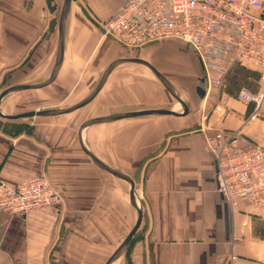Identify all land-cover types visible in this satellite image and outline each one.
Segmentation results:
<instances>
[{
  "label": "crops",
  "instance_id": "1",
  "mask_svg": "<svg viewBox=\"0 0 264 264\" xmlns=\"http://www.w3.org/2000/svg\"><path fill=\"white\" fill-rule=\"evenodd\" d=\"M125 1L72 0L55 79L40 89L7 94L0 102L1 113L53 109L60 102L47 106L53 93L61 94V101L76 103L114 60H146L101 35L99 23ZM62 4L63 0H0V92L47 79L54 65ZM167 42L170 48L187 50L178 41ZM164 43L156 45L162 48ZM160 61L169 65L164 58ZM126 64L132 63L115 67L96 97L78 110L94 108L89 109L93 118L106 115L103 110L108 109H170L171 103L156 104L157 92L145 93L144 83L123 70ZM240 87L258 92L263 84L257 80L255 85L236 87L226 77L218 92H207L199 104L191 101L189 109L195 105V115L142 116L85 129L88 150L133 179L142 209L137 236L119 259L121 264L125 259L127 264H264V209L238 200L227 209L226 227L225 204L216 191V169L205 140L212 131L237 130L264 149V116L251 118L253 104L236 98ZM213 97L221 104L210 105ZM138 103L144 106L129 108ZM66 115L0 117V180L13 187L44 174L63 199L59 211L44 207L24 216L0 211V264H103L135 222L128 185L96 167L81 151L78 128L73 129L78 119H60ZM152 117L161 121L142 122ZM110 125L116 127H106Z\"/></svg>",
  "mask_w": 264,
  "mask_h": 264
},
{
  "label": "built area",
  "instance_id": "2",
  "mask_svg": "<svg viewBox=\"0 0 264 264\" xmlns=\"http://www.w3.org/2000/svg\"><path fill=\"white\" fill-rule=\"evenodd\" d=\"M102 37L128 50L182 43L196 58L206 93L218 92L235 65L259 73L262 90L240 88L236 98L253 104L251 118L264 116V0H126L99 23ZM206 143L216 169V191L231 209L243 200L264 209V150L237 130L213 131ZM63 199L44 174L9 187L0 180V211L24 216L61 209Z\"/></svg>",
  "mask_w": 264,
  "mask_h": 264
},
{
  "label": "water",
  "instance_id": "3",
  "mask_svg": "<svg viewBox=\"0 0 264 264\" xmlns=\"http://www.w3.org/2000/svg\"><path fill=\"white\" fill-rule=\"evenodd\" d=\"M72 0H63V4L61 7V11L57 21V43H56V51H55V60L54 65L51 69V72L47 79L37 85H14L8 87L0 92V102L1 100L9 93L27 90V89H40L43 88L55 79L59 67L62 62L63 57V46H64V31H65V24L69 15L70 6ZM123 63H132L138 64L147 69L155 79L161 84V86L167 91V93L173 98V100L178 104L181 112H175L171 109L167 108H142V109H132V110H125V111H113L103 116L93 117L84 120L77 129V141L81 151L90 159V161L99 169L109 173L110 175L124 181L128 185V199L131 207L134 209L136 218L133 226L128 231L126 236L122 239L120 244L116 247V249L111 253V255L105 260L103 264H115L126 252L131 240L133 239L134 235L136 234L142 220V209L139 202L136 199L134 193V182L133 179L128 176L127 174L118 171L100 161L96 158L86 147L83 141V133L86 128L102 123H110L113 121L121 120V119H131V118H138L142 116H175V117H184L189 112V103L179 94L177 89L173 86V84L164 76L162 75L153 65H151L146 60L140 58H122L117 59L111 62L101 74L97 84L92 89V91L85 96L80 101L63 108H53V109H42L37 111H29L22 114L16 115H4L0 111V117L5 119H18V118H33V117H50V116H59L64 114H70L87 104H89L98 94L100 89L102 88L108 74L118 65ZM202 74V71H200ZM200 85L196 89V94L199 96L200 99L203 98L206 92V84L205 79L202 74V77L199 81ZM201 85L204 87L201 88ZM225 225L227 227V208L225 206Z\"/></svg>",
  "mask_w": 264,
  "mask_h": 264
},
{
  "label": "rangeland",
  "instance_id": "4",
  "mask_svg": "<svg viewBox=\"0 0 264 264\" xmlns=\"http://www.w3.org/2000/svg\"><path fill=\"white\" fill-rule=\"evenodd\" d=\"M57 17H58V13L56 15V18ZM169 44H171V43L166 41V43L161 45V46H163L162 48H160V47H158V45L154 44V46L143 49V50H129V53H130V55L142 56L147 61L152 63L157 69H159V71L162 73V75H164L173 84V86L177 89L179 94H181L189 104H191V101L192 102L195 101L196 103L199 104L201 102V100L204 98L200 99L199 96L196 94V89L200 85L199 81H200V78L202 77V74H201L200 69L198 67L197 60L194 57V55L188 49L185 50L183 47H182V50L177 49V48H173V47L170 48L171 45H169ZM163 58L165 60H167V62L169 63L168 66L166 63H163L164 60H163V62L160 61ZM170 61H172V64ZM123 70L127 71L128 73L129 72L134 73V76H136L141 82L144 83L143 88H144L145 93H149V92L152 94H153V92L158 93L157 95H158L159 99L156 100V104H162L163 106H161V107H164L168 103H171L169 106L170 109H175L176 112H181V109L178 108V104H175L176 102L174 103V100L171 98V96L162 88L161 85H159L157 83L156 79H154L153 76H151L149 71H147L143 67H140V66L137 67L133 64L123 65ZM202 87H204V86L201 85V88ZM138 89L139 88H137V90ZM205 89H206V87H205ZM51 96L52 97L49 98L50 101L47 102L48 107L51 106L50 102L58 101V100L60 102H58L57 105L54 104L55 106H53L52 108H63V107H68V106L74 104L73 101H70V99H65V100L61 101L60 100L62 97L61 94L57 95V93L56 94L53 93ZM65 96H66V94L63 95V98ZM69 98H71V97H69ZM164 100H165V102H163ZM211 101H210V105L212 104V106H214L216 104H221L219 101H217V99H215V97H213V99ZM34 103H36V102H34ZM142 104H145V103H142ZM33 105L34 104L28 103L27 107H32ZM141 106H144V105H141L140 103H138V104L130 105L129 108H137V107H141ZM191 107H193V109L190 108L191 110L189 109L188 114L192 112L195 115L197 113V112H195L196 106L192 105ZM38 108H40V107H38ZM89 109H92V108H84V109L75 111V112L69 114V116L68 115L60 116V119L73 118L77 114H78L77 116H79V115L81 116L82 115L81 113H83V112L87 113V111ZM30 110H35V107L30 108ZM113 111H124V110L123 109L103 110V112L106 114L113 112ZM96 112L102 113V110H100V111L97 110ZM92 114H93L92 112L90 113L88 111V113L85 114V116L83 115L81 118H78V120L75 121V125H74L73 129L76 131L80 122L86 118L91 117ZM259 117H261V116H259ZM253 118H254V116H253ZM160 121H161V118L157 119V118L152 117V118H146V120H143L142 122L157 123ZM135 126H136L135 124L131 125V127H129L128 130L129 131L133 130L135 128ZM100 127H103V126H100ZM106 127L111 128V127H116V126L110 125V126H106ZM204 130L205 129H203V131ZM205 132H206V130H205ZM211 133H213V131ZM208 135H210V134H208ZM129 144H131V142H129ZM254 145H257V144H254ZM163 146H164L163 143H161L160 149L163 148ZM102 150H103V147L101 146V151ZM226 208L229 209L227 206H226ZM260 210H262V209H260ZM136 236H137V234L135 235V237H133L131 242H133V240H135ZM131 242H130L129 246L131 245ZM129 246L126 250V253H125L126 255H127ZM115 264H121V262H119V260H118ZM125 264H127L126 259H125Z\"/></svg>",
  "mask_w": 264,
  "mask_h": 264
},
{
  "label": "trees",
  "instance_id": "5",
  "mask_svg": "<svg viewBox=\"0 0 264 264\" xmlns=\"http://www.w3.org/2000/svg\"><path fill=\"white\" fill-rule=\"evenodd\" d=\"M245 67L246 66H241V65L233 66L226 74L224 81L226 77L227 78L229 77V84H231L232 86L236 85L237 87V85L245 82H249L255 85L257 80H259V73L254 69L248 67H246L248 68L246 69ZM241 88H247V87H241Z\"/></svg>",
  "mask_w": 264,
  "mask_h": 264
},
{
  "label": "bare ground",
  "instance_id": "6",
  "mask_svg": "<svg viewBox=\"0 0 264 264\" xmlns=\"http://www.w3.org/2000/svg\"><path fill=\"white\" fill-rule=\"evenodd\" d=\"M205 94H206V92H205ZM92 109H93V108H92ZM93 110H94V109H93ZM88 111H89V110H88ZM88 111H87V112H88ZM90 111H91V110H90ZM172 111H173V110H172ZM92 112H93V111H92ZM175 112H176V111H175ZM84 113H85V112H83V113H81V114H84ZM75 115H76V114H75ZM77 115H78V114H77ZM77 115H76V116H77ZM76 116H74L73 118H74V119H78V118H80L82 115H81V116L79 115V116H77V117H76Z\"/></svg>",
  "mask_w": 264,
  "mask_h": 264
}]
</instances>
